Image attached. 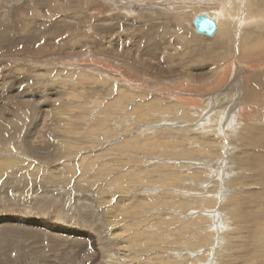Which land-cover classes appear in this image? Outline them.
I'll return each mask as SVG.
<instances>
[{"label":"rangeland","instance_id":"rangeland-1","mask_svg":"<svg viewBox=\"0 0 264 264\" xmlns=\"http://www.w3.org/2000/svg\"><path fill=\"white\" fill-rule=\"evenodd\" d=\"M235 2L0 0V264H264V0Z\"/></svg>","mask_w":264,"mask_h":264},{"label":"bare ground","instance_id":"bare-ground-1","mask_svg":"<svg viewBox=\"0 0 264 264\" xmlns=\"http://www.w3.org/2000/svg\"><path fill=\"white\" fill-rule=\"evenodd\" d=\"M240 1L241 0H236V2H235V4L237 5V4H240ZM245 1V0H244ZM47 4V3H46ZM48 4H50V3H48ZM194 4V3H193ZM225 4V3H224ZM232 4H234V2L232 3ZM196 5V4H195ZM226 5V4H225ZM236 5H234V6H236ZM44 6V5H43ZM195 7V6H194ZM217 7V6H216ZM227 7V6H226ZM240 7V6H239ZM47 8H49V7H47ZM238 8V7H237ZM234 9H236V8H234ZM58 12V11H57ZM53 13H56V12H53ZM219 14H225L227 17H233L234 15L233 14H229L228 12H224L223 10H220L219 12H218ZM208 14H209V12H208ZM50 15V14H49ZM66 15V14H65ZM241 15V14H240ZM243 15V14H242ZM215 16V15H214ZM246 16V15H245ZM213 18H215L217 21H218V23H219V31H220V28H221V22H223V18L221 19V18H217V17H213ZM240 20V19H239ZM235 21H237L236 19H235ZM234 21V23H236ZM226 23H227V21H225ZM245 23V22H244ZM193 24H194V21H193ZM223 27H224V25H223ZM75 28V27H74ZM237 28V27H236ZM235 28V29H236ZM71 29H73V27L71 28ZM195 29V28H194ZM224 29V28H223ZM65 30V29H64ZM63 30V31H64ZM222 30V29H221ZM48 31V30H47ZM70 31V30H69ZM73 31H74V29H73ZM226 31V30H225ZM237 31V33H239V34H242L241 33V28H238V30H236ZM65 32V31H64ZM63 32V33H64ZM71 32V31H70ZM195 32H196V29H195ZM222 32H223V30H222ZM221 34V33H220ZM225 34H229V32H226V33H224V34H222L223 36L225 35ZM249 37V36H248ZM156 45V44H155ZM8 48V47H7ZM216 49V48H215ZM252 51V50H251ZM259 66V65H258ZM249 67L250 68H252V67H255V65L253 64H251V66L249 65ZM260 67V66H259ZM152 68V67H151ZM237 68V67H236ZM76 69V68H75ZM179 71V70H178ZM262 71V70H261ZM242 73V72H241ZM258 73V72H257ZM111 75H112V79L114 80V78L113 77H115L117 74H115V73H111ZM262 76V75H261ZM117 77V76H116ZM115 77V78H116ZM121 77V76H120ZM123 78V77H122ZM118 79H119V77H118ZM254 79V78H253ZM116 80V79H115ZM263 80V79H262ZM253 81V80H252ZM127 82V81H126ZM237 82V81H236ZM258 82V81H257ZM253 83V82H252ZM255 83V82H254ZM253 83V85H255ZM229 85V84H228ZM248 85V84H247ZM258 85H259V82H258ZM263 85V84H262ZM259 86H257V88H258ZM260 89V88H259ZM123 91V90H122ZM251 91V90H250ZM254 91H255V89H254ZM261 91V90H260ZM259 92V91H258ZM251 94V92H249V95ZM258 94H261L260 92L258 93ZM257 94V95H258ZM254 95V94H253ZM240 96V95H239ZM169 97H171V96H169ZM199 97V96H198ZM201 97V96H200ZM202 97H204V96H202ZM241 97V96H240ZM250 97V96H249ZM259 97H260V95H259ZM263 98V97H262ZM247 99V98H246ZM254 99V98H253ZM259 100V99H258ZM116 101V100H115ZM119 101V100H118ZM241 103V102H240ZM235 105V104H234ZM243 105V104H242ZM255 108V107H254ZM135 110H136V108H135ZM246 110V109H245ZM210 118H211V116H210ZM262 118V117H261ZM264 120V119H263ZM197 122V121H196ZM174 123V122H173ZM188 126V125H187ZM191 127V126H190ZM262 131L261 130H259L258 129V131L255 133V131H254V133H252L253 135L252 136H254L255 138V141H256V139L259 137V134L261 133ZM262 134V133H261ZM262 136V135H261ZM239 138V137H238ZM210 141H212V139L210 140ZM254 141V142H255ZM264 143V142H263ZM244 147V146H243ZM262 147H264L263 145H262ZM261 147V148H262ZM261 148L260 147H258V149H260L261 150ZM263 149V148H262ZM251 152V151H250ZM249 152V153H250ZM263 152H264V150H263ZM249 153H247V154H249ZM260 153V152H259ZM254 154V153H253ZM261 155H264V154H261ZM250 157V156H249ZM258 157H259V154H255L254 156H252L251 158H246L245 159V161H246V163H251V160L253 161V160H258ZM234 158V157H233ZM263 159H264V157H263ZM217 164H219V163H217ZM253 165V164H252ZM217 166V165H216ZM245 166H247V167H249L248 165H245ZM218 167V166H217ZM253 167H256V165L255 166H253ZM252 168V167H251ZM251 168H250V171H251ZM253 169V168H252ZM255 169V168H254ZM220 170V169H219ZM253 173V172H252ZM252 179V178H251ZM256 183V182H255ZM247 185V184H246ZM247 187V186H246ZM231 198V197H230ZM234 204V203H233ZM228 207V206H227ZM243 209V208H242ZM253 221V220H252ZM249 225H245L244 227H248ZM237 228V227H236ZM240 228H243V227H240ZM252 229H254V230H256L257 228H263L264 229V225L263 224H260V225H258L257 227H251ZM241 230V229H240ZM229 237V236H228ZM255 241H257V242H259L260 244H262V246H263V248H264V240L263 239H259V241H258V239H254V242H253V244L255 245ZM247 242H250V239H248L247 240ZM256 242V245H258V248H259V246L261 247V245L260 244H258ZM245 251L246 252H248L249 251V248H250V243H247L245 246ZM257 247V246H256ZM262 248V247H261ZM264 250V249H263ZM245 252V253H246ZM116 255V254H115ZM262 255V254H261ZM114 257V256H113ZM260 257V256H259ZM262 258V257H261ZM121 260H123V258H120ZM213 259V258H212Z\"/></svg>","mask_w":264,"mask_h":264},{"label":"water","instance_id":"water-1","mask_svg":"<svg viewBox=\"0 0 264 264\" xmlns=\"http://www.w3.org/2000/svg\"><path fill=\"white\" fill-rule=\"evenodd\" d=\"M193 25L196 29V33L205 37H215L219 32L218 21L206 13L196 15Z\"/></svg>","mask_w":264,"mask_h":264},{"label":"crops","instance_id":"crops-1","mask_svg":"<svg viewBox=\"0 0 264 264\" xmlns=\"http://www.w3.org/2000/svg\"><path fill=\"white\" fill-rule=\"evenodd\" d=\"M248 1H250V0H246V2H248ZM261 20H262V22H264V15L261 16Z\"/></svg>","mask_w":264,"mask_h":264}]
</instances>
